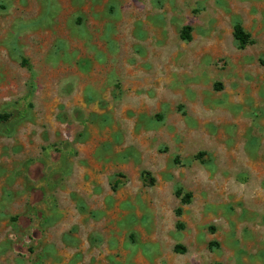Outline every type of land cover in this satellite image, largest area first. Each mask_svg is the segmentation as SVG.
Returning <instances> with one entry per match:
<instances>
[{"label":"rangeland","instance_id":"rangeland-1","mask_svg":"<svg viewBox=\"0 0 264 264\" xmlns=\"http://www.w3.org/2000/svg\"><path fill=\"white\" fill-rule=\"evenodd\" d=\"M263 62L264 0H0V264H264Z\"/></svg>","mask_w":264,"mask_h":264},{"label":"trees","instance_id":"trees-1","mask_svg":"<svg viewBox=\"0 0 264 264\" xmlns=\"http://www.w3.org/2000/svg\"><path fill=\"white\" fill-rule=\"evenodd\" d=\"M189 30H190L189 28H184L183 34L181 36L182 40H189V35H188ZM233 37L237 43L238 49H244L246 45L252 43L249 35L244 32V30L242 29V27L239 23H236L234 25ZM263 64H264V62H263ZM7 117L8 116L6 114L0 115V123L6 121Z\"/></svg>","mask_w":264,"mask_h":264}]
</instances>
